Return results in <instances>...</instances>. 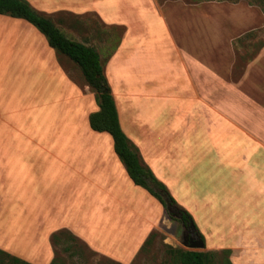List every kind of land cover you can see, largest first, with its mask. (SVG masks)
Wrapping results in <instances>:
<instances>
[{"label": "crops", "instance_id": "1", "mask_svg": "<svg viewBox=\"0 0 264 264\" xmlns=\"http://www.w3.org/2000/svg\"><path fill=\"white\" fill-rule=\"evenodd\" d=\"M94 1L96 3L89 8L96 9L105 24L128 23L130 26L129 22L137 21L132 15L134 0H125L120 7V1L116 0ZM162 4L164 10H173V19L170 15L164 17L151 0L142 18L144 27L160 29L158 34L167 36L180 61L175 58L173 68L163 67L153 72L149 65L151 60L145 56L143 67H138L141 60L136 58V53L146 49L142 42L151 40L133 41L128 31L122 43L138 40L140 44L132 47L129 55L119 56L121 43L104 67L109 70L111 61L117 60L125 68L120 80L125 87L122 99L128 103L125 114L115 93L111 92L119 125L129 142L139 148L141 163L173 194L172 177L180 168L181 159L176 147L167 145L174 135L169 136L165 130H175L176 125L185 120L197 121L198 116H203L210 125L214 120L217 124L228 122L225 119V69L214 67L217 39L213 32L199 37L197 28H202L199 22L203 27L207 23L215 28L238 27L245 23L247 9L241 2L181 5L179 0H165ZM198 6H204L207 11L213 9V12L206 11L200 18L194 14L192 19ZM182 13L188 18L179 20ZM171 24L188 30L181 34L174 30L173 34ZM0 28V75L13 76L7 80L14 84L11 88L16 98L14 103L7 102L5 91L11 88L0 89V250L27 260L8 251L1 240L7 229L22 227L26 230L21 229L20 234L36 236V241L37 236H42L44 247L50 250L44 257L45 263H49L54 252L53 236L65 234L76 238L82 235L80 221L89 219L87 210L97 219L103 215L100 221L110 223L107 227H116L119 222L116 215L122 205L131 211L130 219L138 223L134 245H143L163 220L165 210L155 197L130 179L114 152L112 137L90 128L89 114L98 110L94 93L85 81L73 80L52 49L37 36V31L19 18L0 20ZM153 78L158 83L155 91L150 89ZM183 101L190 103L185 110ZM166 109L170 113L168 120H165ZM39 122L44 125L40 130L46 128L47 139L52 141L45 146L32 147L43 136L38 132ZM59 142L62 147H58ZM236 150L238 163H225V183L231 185L227 188L229 192H225L231 209L225 215V229H229V234L234 232L235 238L215 249L245 251L246 256L236 258L234 264H264V162L257 158L262 149L250 143L233 149ZM130 195L136 197L134 203H129ZM126 220H129L128 215L120 221ZM57 231L61 233L55 234ZM250 254L252 257L248 256Z\"/></svg>", "mask_w": 264, "mask_h": 264}, {"label": "rangeland", "instance_id": "2", "mask_svg": "<svg viewBox=\"0 0 264 264\" xmlns=\"http://www.w3.org/2000/svg\"><path fill=\"white\" fill-rule=\"evenodd\" d=\"M26 1L36 11L50 18L66 37L94 46L99 51L103 64L119 49L122 39L128 31H130V38L133 41L139 38H145L146 41L151 40L147 43L142 42V45H146V49L136 53V58L141 60L138 67H143L142 59L145 56L151 60L149 65L153 72L163 67L173 68L175 58L178 62L180 61L178 53L171 46V41L166 38L167 36L161 32L158 34L160 29L144 27L142 18L146 13L145 9H149L151 0L133 1L132 15L136 17L137 21L129 22L130 26L128 23L105 24L101 22L96 9L89 8L92 3H96L94 0ZM116 1L117 3L120 1L118 3L120 7L125 0ZM153 1L164 17L169 18L170 15L173 19L174 14L171 8L164 10L163 2ZM216 2L222 3L218 5L241 2L247 9L245 23L238 27L215 28L210 26V23L203 27L204 24L199 22V26L202 28H197L199 37H207V33L213 32L217 39L214 44V67L225 69V119L228 122L217 124L214 120L213 125H210L203 116H198L197 121L192 120L189 123L188 120H185L181 125L177 124L175 130L168 128L165 130L169 136L174 135V139L168 141L167 145L172 148L176 147L181 159V166L172 177L173 194L166 187L176 202V206L185 209L191 215L198 233L203 236L204 247L194 249L189 246L188 239L191 233L174 215V211H171V208L175 206H170L169 209L163 207L165 210L163 220L151 232L148 243L144 241L143 245L141 243L142 246L137 247L134 245V239L139 230L138 223L130 219L131 211H127L122 205L123 207L119 206L120 212L116 215V220L119 221L116 227L113 225L107 227L110 223L104 224L106 222L100 221L104 219L103 215L97 219L95 214L87 210L89 219L80 221L81 230L79 232L82 235L75 239L65 236V234L53 236L51 240L52 243H55L54 252L49 263H45L44 257L49 255L50 250L44 247L45 240L43 242L42 236H37L36 241V236L33 238L23 233L20 234L22 227L7 229L3 234L2 244L8 251L27 258V260L24 259L25 261L22 260L27 261V264L32 262V264H51L52 261H57L60 264H176L168 253L169 247L209 252L207 264H228V261L234 264L237 261L236 258L246 256L245 251H229L227 254L224 253L223 248H215L235 238L234 232L229 234V229H225V215L231 210L229 198L225 194L226 191L229 192L227 188L231 187L229 183H225V174H227L225 173V163H238L239 152L238 150L233 151V149H241L245 144L250 143H254V148L262 149L260 157L257 156V158H261L264 162V0L263 4L252 0L256 5L248 4L247 0ZM179 3L181 5L197 4L189 0H179ZM199 5H203V2H200ZM64 6L69 8L65 9ZM152 6L150 5L151 8ZM201 7L204 8V6H198L193 11L192 19H194V14H197V18L205 14L207 9ZM207 12L212 13L213 9H208ZM187 18L182 13V18L179 20ZM4 19H13V17L0 15V20ZM19 20L37 31V36L42 38L45 44L52 49L57 61L67 70L73 80L84 82L79 68L70 59L50 47L45 36L32 24L23 19ZM170 26L173 34L174 30L180 34L188 30L181 26L172 27V24ZM150 30L153 34L150 33ZM139 42L141 41L137 40L136 43L131 40L124 41L118 50L119 56L129 55L132 47L139 45ZM262 42L263 45L259 47ZM162 62L164 63L162 64ZM120 64V61H111L109 70L107 68L105 70V65H103V74L110 92L115 93L125 114L128 103L122 99L123 94L125 95V87L123 82H120L121 76L125 75V68ZM7 78L12 79L13 76L3 77L0 75V89L14 86L11 81L8 82ZM154 79H151L150 82L151 91L157 89L158 83ZM7 82L9 84H6ZM8 90L5 91L8 97L7 102L14 103L16 101L15 91L12 88ZM189 101H183L186 102L183 110L188 107ZM135 102L136 100H134ZM169 114L166 109L165 120L169 119ZM43 118L46 116L44 115ZM39 120L41 121V117ZM42 127L44 125L41 126L39 122L38 132L43 136L38 139L37 145H32V147L45 146L46 142L52 141L47 139L46 128L43 131L40 130ZM58 147H62L61 142L58 143ZM135 148L139 153V148L137 146ZM228 151L229 156L227 155ZM139 156L142 161L141 155ZM118 161L120 162L119 158ZM222 170L224 171L222 172ZM140 189L143 188L140 187ZM129 197L132 200L129 203H134L137 200L134 195ZM150 199L154 203L152 200L154 198ZM124 215H128L129 220L120 221ZM44 221L46 225L49 222L47 219ZM100 224L104 226H100ZM10 225L14 226L12 222ZM59 232L61 233V231H57L55 234ZM192 233L196 232L192 231ZM248 256L252 257V254ZM0 264L21 263H14L10 258L0 254Z\"/></svg>", "mask_w": 264, "mask_h": 264}, {"label": "trees", "instance_id": "3", "mask_svg": "<svg viewBox=\"0 0 264 264\" xmlns=\"http://www.w3.org/2000/svg\"><path fill=\"white\" fill-rule=\"evenodd\" d=\"M158 1L162 3L165 0ZM189 1L192 3H200L225 0ZM247 2L248 4L256 5L252 0H247ZM257 2L263 4V0H257ZM0 14L23 19L32 24L45 36L50 47L57 53L65 55L79 68L85 83L94 93L98 104V110L89 114L88 121L90 128L98 132H107L112 137L114 152L123 163L128 176L135 185L145 189L165 209L171 208L170 206H175L171 208V211H174V215L179 218L181 224L189 231L192 230L198 233L191 215L185 209L176 206L177 204L170 195L167 187L153 175L147 166L141 163L136 148L129 142L122 131L113 96L103 74L104 64L96 48L66 37L50 18L36 11L26 0H0ZM262 45L263 42L259 44V47ZM198 234L199 238L204 241L203 236L200 233ZM150 235L151 233L145 240V243H148ZM72 238L75 239L74 237ZM223 251L229 254V250L224 249ZM168 253L176 264H207V259L209 258V252L197 250H182L169 247ZM0 254L10 258L14 263L27 264L21 259L1 250ZM51 264L60 263L52 261ZM228 264L232 263L228 261Z\"/></svg>", "mask_w": 264, "mask_h": 264}, {"label": "water", "instance_id": "4", "mask_svg": "<svg viewBox=\"0 0 264 264\" xmlns=\"http://www.w3.org/2000/svg\"><path fill=\"white\" fill-rule=\"evenodd\" d=\"M189 239L191 242L189 243V246L194 249H202L204 247V242L199 238L198 234L192 233V230H190Z\"/></svg>", "mask_w": 264, "mask_h": 264}, {"label": "flooded vegetation", "instance_id": "5", "mask_svg": "<svg viewBox=\"0 0 264 264\" xmlns=\"http://www.w3.org/2000/svg\"><path fill=\"white\" fill-rule=\"evenodd\" d=\"M190 232V231H189ZM188 242L190 243L191 242V240L190 239H188Z\"/></svg>", "mask_w": 264, "mask_h": 264}]
</instances>
